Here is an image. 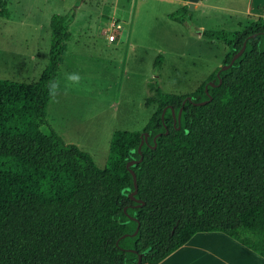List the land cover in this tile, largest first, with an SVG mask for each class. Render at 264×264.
<instances>
[{"label": "trees", "instance_id": "1", "mask_svg": "<svg viewBox=\"0 0 264 264\" xmlns=\"http://www.w3.org/2000/svg\"><path fill=\"white\" fill-rule=\"evenodd\" d=\"M73 18L51 16L36 82L0 79V264H158L198 233H221L264 259V17L239 32L203 31L227 47L222 67L243 53L189 95L151 83L148 124L113 132L104 169L46 119ZM141 156L130 167L132 199L126 165Z\"/></svg>", "mask_w": 264, "mask_h": 264}, {"label": "rangeland", "instance_id": "2", "mask_svg": "<svg viewBox=\"0 0 264 264\" xmlns=\"http://www.w3.org/2000/svg\"><path fill=\"white\" fill-rule=\"evenodd\" d=\"M181 1L0 0V11L6 14H0V36L7 39L2 41L3 48L13 53L0 54V79L36 82L48 63L51 16L73 12L68 48L93 58L79 62V67L71 65V71L62 72L56 82L63 83L62 87H107L108 98L117 87L113 90L115 99L97 101L59 92L48 101L46 119L66 144L77 146L104 169L113 132H142L148 124L155 111L154 106L144 104L152 95L151 83L156 81L166 94L189 95L222 67L227 47L204 37L201 29L239 32L252 21L241 15L228 18L203 8L189 11V5L188 20L173 21L169 16L181 11ZM237 1L242 9L246 0ZM93 11L112 17L107 29L115 35L116 44L111 50L94 37L101 33V25ZM86 17L95 24L90 33H81L79 28L86 24ZM29 47H33L29 53L32 57L21 59L19 53ZM102 59L112 63L113 68L106 70V64L99 61ZM71 73L79 75V83L66 80Z\"/></svg>", "mask_w": 264, "mask_h": 264}, {"label": "crops", "instance_id": "3", "mask_svg": "<svg viewBox=\"0 0 264 264\" xmlns=\"http://www.w3.org/2000/svg\"><path fill=\"white\" fill-rule=\"evenodd\" d=\"M181 5H189L188 0L181 1ZM76 8L79 9V6ZM198 8H203L204 10L211 11L214 14H222V16H226L228 18L241 15L240 17H245L248 20L254 21L259 17H264V0H246V3L242 9L239 8L237 0H202L200 3L194 4V9L198 10ZM93 14H95L96 22L101 25V33L99 35L96 34L94 37L97 38L98 42L105 46V49H113L116 42L114 41L112 43H107L104 41L102 35V29H107V26L111 24L110 21L112 17L97 11H93ZM93 16L91 15V17ZM87 17L84 20L86 24L83 27L80 25L79 30L81 33L86 31H89L90 33L92 30L91 27L95 24V21H92V19L90 20L91 22H89ZM201 30L202 32L205 31L204 29ZM1 36L0 54L7 53L13 55V53L7 52L6 47L3 48L5 45L4 42L5 40L7 42V39L6 36ZM2 41H4L3 44ZM68 42L67 52L56 79H58V76L61 75L62 72H70L72 69L71 65L79 67V62L83 61L84 59L92 61L93 58L81 55L78 51H70L68 48ZM32 48L33 47L25 48V51H21L19 53L20 58L28 59L32 57L31 55L29 56ZM99 61H103V64H106L104 65L106 70L109 69V67H112V63L108 61L103 59ZM63 79L64 78H62V80ZM62 86L63 83H60L59 92L63 95L73 94L74 96L87 97L88 99L97 101L105 99L114 101L115 95L113 90L116 91L117 89V87H114V89L111 90V96L108 98L107 87H68L67 93L65 94V87ZM158 264H264V259L234 239L221 233H198L195 234L188 243Z\"/></svg>", "mask_w": 264, "mask_h": 264}, {"label": "water", "instance_id": "4", "mask_svg": "<svg viewBox=\"0 0 264 264\" xmlns=\"http://www.w3.org/2000/svg\"><path fill=\"white\" fill-rule=\"evenodd\" d=\"M202 0H188V2H189V11H192L193 9H194V4H198V3H200ZM243 51H244V47L240 50V52L237 54V55H235L234 57H233V59L231 60V62H230V64L229 65H227V66H223V67H221V69L222 70H226V69H228L232 64H233V62L243 53ZM217 77H219V73L217 74ZM221 83V81H219V84ZM208 85L209 86H211V87H213V86H215L212 82H209L208 83ZM205 91H206V94L208 95V93H207V86H205ZM188 99V101H191V99H190V97H188L187 98ZM209 100H211L210 98H209ZM185 103V101L183 102V104ZM206 103V101L205 102H201V103H195L194 105H197V106H199V105H204ZM172 114H173V117H174V119L176 120V121H178V123H179V120H180V115H181V111H179L178 112V115H177V118L175 117V115H174V112L172 111ZM168 133V131L166 130L165 131V134H167ZM160 135H157V137H159ZM146 137H147V134H145L144 135V139H146ZM156 137V138H157ZM156 138H154V140L156 139ZM144 143V140L141 142V145ZM138 151H140V148L138 149ZM142 161V156L140 157V159H139V161H131V162H129L127 165H126V167H127V169H129L130 170V167L132 166V165H134L136 162H141ZM130 173L132 174V177H133V182H134V187H135V190H134V192L130 195V197L133 199V196L137 193V179H136V175H135V173L132 171V170H130ZM138 204H142L140 201L138 202ZM137 234V231H135L134 232V235H136ZM126 236V235H125ZM142 257L141 256H139L138 257V260H137V263L136 264H141V259Z\"/></svg>", "mask_w": 264, "mask_h": 264}, {"label": "clouds", "instance_id": "5", "mask_svg": "<svg viewBox=\"0 0 264 264\" xmlns=\"http://www.w3.org/2000/svg\"><path fill=\"white\" fill-rule=\"evenodd\" d=\"M80 77L76 73L67 74L66 80L72 82V83H79ZM49 89V95L50 96H56L59 94V82L56 81H49V84L47 85ZM68 85L65 86V94L67 93Z\"/></svg>", "mask_w": 264, "mask_h": 264}, {"label": "built area", "instance_id": "6", "mask_svg": "<svg viewBox=\"0 0 264 264\" xmlns=\"http://www.w3.org/2000/svg\"><path fill=\"white\" fill-rule=\"evenodd\" d=\"M102 35H103L104 41L107 43H112L115 41V35L113 34L112 31H110L108 29H103Z\"/></svg>", "mask_w": 264, "mask_h": 264}]
</instances>
